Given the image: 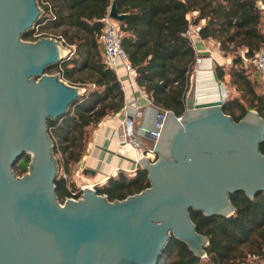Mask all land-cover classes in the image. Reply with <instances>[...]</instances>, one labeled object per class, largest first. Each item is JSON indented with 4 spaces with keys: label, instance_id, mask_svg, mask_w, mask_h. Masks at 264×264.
Segmentation results:
<instances>
[{
    "label": "water",
    "instance_id": "95a60500",
    "mask_svg": "<svg viewBox=\"0 0 264 264\" xmlns=\"http://www.w3.org/2000/svg\"><path fill=\"white\" fill-rule=\"evenodd\" d=\"M41 13L38 0H0V264H157L172 236L205 257L208 237L189 211L227 218L235 213L230 194L264 192L263 118L255 110L238 121L224 113L227 86L217 62L201 56L184 113L164 110L157 138L146 134L156 159L141 158L136 169L147 171L149 186L122 200L85 188L61 203L47 121L65 115L84 90L46 73L68 55L57 40L22 39ZM107 13L118 23L126 17L116 0ZM25 154L19 176L13 166Z\"/></svg>",
    "mask_w": 264,
    "mask_h": 264
},
{
    "label": "trees",
    "instance_id": "16d2710c",
    "mask_svg": "<svg viewBox=\"0 0 264 264\" xmlns=\"http://www.w3.org/2000/svg\"><path fill=\"white\" fill-rule=\"evenodd\" d=\"M258 1L116 0L117 12L126 14L118 23L122 33L120 45L135 69L138 87L154 108L170 110L177 116L184 113L189 76L197 57L195 45L185 34L194 27L199 28L200 39L218 44L221 56L232 60L227 70L225 65L215 66L219 80L235 92V95L229 93L221 110L234 121L240 120L248 110H255L264 120V88L253 65L255 53L264 48V14ZM112 2L38 0L43 8L36 21L40 32L61 35L75 48L68 59L55 66L61 70L64 81L84 89L65 115L47 121L57 166L65 172L83 157L97 125L106 117L116 115L125 105L120 80L104 64L100 44L102 20ZM22 38L29 39L30 31L24 32ZM241 52L248 60L246 64ZM260 150L264 153V140ZM29 158L25 154L13 166L17 175L27 171ZM105 182L96 187V192L109 200L125 199L149 186L147 171L142 168L131 176L120 170ZM54 183L60 202L77 189L59 173ZM230 200L235 213L227 218L189 211L196 230L208 237L205 257L193 255L183 241L172 236L157 264H245L247 255L261 262L264 259V192L257 193L253 199L244 192H235L230 194Z\"/></svg>",
    "mask_w": 264,
    "mask_h": 264
},
{
    "label": "built area",
    "instance_id": "2783aa9c",
    "mask_svg": "<svg viewBox=\"0 0 264 264\" xmlns=\"http://www.w3.org/2000/svg\"><path fill=\"white\" fill-rule=\"evenodd\" d=\"M257 4L260 9L264 10V7L262 6L260 0L257 2ZM49 15H51L50 12H49ZM51 16L54 18V15H51ZM102 21H104V26L102 29L103 32L100 35V44L104 50V64H106L108 68L113 70L115 74H117V70L119 67H123L127 80H130V85L133 84L138 87L136 80H135V76H136L135 69L127 61V54L124 48L121 47L120 45V38H121L122 33H121V30H119L118 22L111 19L108 14L107 16L103 18ZM198 29L199 28H195L197 32H198ZM29 31H30V42L36 41V39L41 38V37H47L51 39L54 38L55 40H57L62 46H64L67 49L68 55L66 59H68L70 55H72L75 51L74 45L71 43L68 44V42L63 36L54 35V34L53 35L46 34V33L40 32L38 24L34 25ZM185 36L189 38L194 44V40H193L194 35L190 29L187 30V33L185 34ZM216 46L218 47V44H216ZM240 56H241V59L244 60V63L246 64L248 60H246V58L244 57L243 52L240 53ZM195 61H196L195 64L200 63L201 62L200 57L197 56L195 58ZM253 65L256 69L257 75L260 76V79L262 81V86L264 87V48H262L261 50L255 53L254 58H253ZM60 71L61 70H58L56 72L59 78L63 82L69 84L68 82L62 79ZM120 84H121V90L123 91L125 89V85L123 82H120ZM92 87H94V85H92ZM138 89L141 90L140 87H138ZM141 96L145 97L148 100L150 107L151 106L153 107V105L151 104L150 100L148 99V97L146 96L144 92L141 93ZM139 109L135 110V113H133V115L129 113H125L126 115L121 124L122 131H123V134L121 136L122 138L121 140L117 141L118 148H119L117 155L120 158L126 159L131 164H133L134 168L131 169V168L124 167V168H117V170L127 169L128 171H131L134 173V171L136 170V163H138V160H140L141 158H146L149 162L155 161L153 158L155 156V153L153 151L154 140H152L151 138H148L146 134L148 133V131H150L151 136H153L154 139L157 138L159 131H160L159 129L164 119V110H162L161 113H156V116L153 115L151 118L144 120L145 119L144 113L143 111ZM137 119L141 120V122H139L137 131L135 130L134 132L133 125L135 124ZM150 124L152 125L153 129H148L146 127V125H150ZM134 133H135V136H134ZM133 136L135 139H132ZM143 137L152 141L151 148L143 146L140 140V138H143ZM107 178L108 177L95 180V181L91 180V182L88 180H85L86 183L78 186V188L74 192H72L68 198L72 200L80 198L83 190L86 188L85 186H88L89 189L96 190L97 186H102L103 184L106 183L105 181ZM102 196L105 197V195H102Z\"/></svg>",
    "mask_w": 264,
    "mask_h": 264
},
{
    "label": "crops",
    "instance_id": "0c3cea01",
    "mask_svg": "<svg viewBox=\"0 0 264 264\" xmlns=\"http://www.w3.org/2000/svg\"><path fill=\"white\" fill-rule=\"evenodd\" d=\"M262 11L264 14V10ZM190 30L193 32L194 35L193 45H195L197 55H205L206 51H208V48L211 47L210 41L200 39L198 36V32L197 30H195L194 27H190ZM216 49L218 57H213L212 55L210 56L217 62V65H222L225 59L223 58V56L220 55L221 53L219 52L218 47ZM226 62H230V60H227ZM116 75L118 80H120V82H123L125 85V89L123 90L125 97V105L120 112L116 113V115L111 116L109 118L106 117L97 125V129H95V133L92 138L96 151H92L93 156H88L87 160H84L85 157L83 158L84 162L88 163L91 161V158L94 159V166L92 167V169H98V173L94 175V180L100 177V179L106 178L109 173H111L112 171H114V169L117 168H134L133 164H131L126 159L120 158L117 155L119 149L117 144V134L119 130L117 129L119 128V126H121L126 115L125 113L133 115V113H135V110L141 108L139 110L143 111L145 116L144 120H147L154 115L151 111L152 106L150 107L148 100L145 97L141 96V93L143 92L138 89L137 86L133 84H131L132 86L130 85V80H127L123 67L118 68ZM92 178L93 177H91L90 180H92Z\"/></svg>",
    "mask_w": 264,
    "mask_h": 264
},
{
    "label": "rangeland",
    "instance_id": "374dc122",
    "mask_svg": "<svg viewBox=\"0 0 264 264\" xmlns=\"http://www.w3.org/2000/svg\"><path fill=\"white\" fill-rule=\"evenodd\" d=\"M39 7H40V9L42 10L43 8H42V6L41 5H39ZM191 28H193V27H191ZM23 39V38H22ZM23 40H26V41H30V38L29 39H23ZM193 40H194V38H193ZM210 44H211V47L210 48H208V51H206V54L208 55V56H210V55H212L213 57H218V53H217V51H216V48H217V46H216V44L213 42V41H211L210 40ZM204 54H205V52H204ZM205 54V55H206ZM205 55H203V56H205ZM221 55V54H220ZM198 56V55H197ZM200 58H201V56H199ZM225 59V61L222 63V65H225V70H227L228 68H229V65H230V63H231V59L229 58V57H225L224 58ZM227 60H230V62H226ZM197 64L198 63H196L195 65H194V67H193V70H192V72H191V74H190V76H189V78H190V83H189V89H188V92H187V94L189 93V91H190V89H191V86L193 85V83H194V74H195V71H196V66H197ZM56 64H54L53 66H51L48 70H47V72L46 73H48V74H51V75H54V73H56L57 71H58V67L57 66H55ZM216 66V65H215ZM215 66H214V69H215ZM225 80L226 81H228L229 80V77L227 76V74H225ZM224 83V82H223ZM225 85L227 86V83H225ZM227 89H228V97H229V95L231 94V95H235V92H234V89L233 88H230V87H228L227 86ZM230 93V94H229ZM186 94V95H187ZM109 117H111V116H108V118ZM139 122H140V120L139 119H137V121L135 122V124L133 125L134 126V128H133V130H134V132H135V130L137 131V128H138V126H139ZM96 129H97V127H96ZM117 130H119V132H118V140H121V136H122V134H123V131H122V125L121 126H119V128L117 129ZM93 133H92V135H91V140H90V143H89V145L87 146V148H86V151H85V154L83 155V157L82 158H80V160L79 161H77L76 163H74L73 165H71V167L69 168V171L68 172H65L64 171V169H63V167H60V169H59V166H58V173L59 174H61V176L62 177H64L66 180H67V183H70V185H72L74 188H75V186H76V188H78V186H80V185H82V184H85L86 182H85V180H88V181H90L91 182V180H90V178L91 177H93L92 178V180H94V175L93 176H90V174L89 173H84V169L87 167V168H92L94 165H93V161H94V159L93 158H91V161L88 163V162H84V160H87V158H88V156H90V155H92L93 156V152L92 151H96V148H95V146H94V142H93V140H92V138H93V135H94V133H95V130L94 131H92ZM114 135V134H113ZM134 136H135V133H134ZM134 136L132 137V139H135L134 138ZM140 140H141V143L143 144V146H145V147H150L151 148V145H152V141L151 140H148V139H146V138H140ZM85 157V158H84ZM118 157V156H117ZM83 158H84V160H83ZM154 158V160L156 159V155L153 157ZM56 159V158H55ZM127 166V165H126ZM96 169V168H95ZM117 169H114V171H112L111 173H109L108 174V176H115L120 170H117ZM122 172H125L126 174H128V175H133L134 173L133 172H131V171H128L127 169H124V170H122ZM98 173V169H96V173L95 174H97ZM107 176V177H108ZM96 177V176H95ZM105 177V176H104ZM101 178V177H100ZM100 178H96L95 180H99ZM103 179V178H102ZM94 180V181H95ZM73 187H71L70 189H72ZM72 191H74V190H72ZM66 198H68V197H65L63 200L65 201V199ZM63 201V202H64ZM63 202H61V203H63ZM245 263H247V264H264V259L261 261V262H259V261H257V259L255 258V257H251V256H246V259H245V261H244Z\"/></svg>",
    "mask_w": 264,
    "mask_h": 264
},
{
    "label": "bare ground",
    "instance_id": "6f19581e",
    "mask_svg": "<svg viewBox=\"0 0 264 264\" xmlns=\"http://www.w3.org/2000/svg\"><path fill=\"white\" fill-rule=\"evenodd\" d=\"M86 188H89L88 186H85Z\"/></svg>",
    "mask_w": 264,
    "mask_h": 264
}]
</instances>
